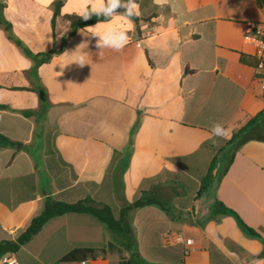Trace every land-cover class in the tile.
<instances>
[{
	"label": "crops",
	"instance_id": "1",
	"mask_svg": "<svg viewBox=\"0 0 264 264\" xmlns=\"http://www.w3.org/2000/svg\"><path fill=\"white\" fill-rule=\"evenodd\" d=\"M137 3L142 21L122 50L100 55L97 38L80 29L37 66L38 54L59 47L69 31L63 17L79 4L0 0V135L16 143L0 149V241L14 240L47 196L117 208L143 194L166 209L128 216L132 235L131 222L144 221L137 238L149 264H264V141L227 144L251 118L262 112L264 120V77L244 39L249 24L264 20V0ZM85 40L90 65L60 75L59 55ZM213 122L230 135L212 136ZM214 157L215 173L198 195ZM104 230L92 216L65 214L9 255L18 264H56L89 249L65 262L89 264L104 249ZM167 233L180 241L166 243Z\"/></svg>",
	"mask_w": 264,
	"mask_h": 264
},
{
	"label": "trees",
	"instance_id": "2",
	"mask_svg": "<svg viewBox=\"0 0 264 264\" xmlns=\"http://www.w3.org/2000/svg\"><path fill=\"white\" fill-rule=\"evenodd\" d=\"M60 5L61 3L58 2L54 6L53 18L59 14ZM63 18L69 23L68 33L61 39L59 47L53 48L46 54H38L35 57L37 66L47 63L53 55L58 54L64 48L67 39L72 37L76 31L98 22V18L96 16H93L87 21L82 20L77 15H66ZM103 19V17L99 18L100 21H103ZM139 21H142V19L138 17L133 18L134 23H137ZM262 116L263 113L261 112L260 114L248 120L243 126L232 132V135L227 141V144H230L235 149H237L240 145L250 140L264 141V120H260ZM15 145V142L0 135V149L13 148L15 147ZM47 152H51L49 146ZM216 163L217 158L214 157L210 164L209 172L200 182L198 195L203 193L208 188L209 179L212 176V170L214 169ZM228 163H230V160ZM146 206H156L161 210L166 211L163 204L157 199L153 197H147L143 194L134 199L131 203H122L117 208H111L104 204H96L93 203L91 199L86 198L77 200L75 202H67L58 200L51 196H47L43 200L40 212L30 219L27 227L22 230L14 240L0 241V258L6 254L17 253L22 246L28 243L34 236H36L40 232L44 224H46L53 218L60 217L65 214H85L92 216L104 226L106 231L110 232L114 237H116L117 240H120L123 246L126 248L127 241L125 240H127V238L132 239L133 236L132 230L128 223V216L133 210L140 209ZM231 214L234 217L240 230H242L246 236H248L249 238L260 240L258 234L253 229L247 227L235 213L231 212ZM262 243L264 245V242ZM103 245L104 244L102 243L101 246ZM80 253L91 255L92 250L77 248L67 256L63 257L59 262L65 263L68 261H72L71 258L78 256V254ZM262 256H264V252L262 253ZM119 264L136 263L133 257H129L126 260L120 261Z\"/></svg>",
	"mask_w": 264,
	"mask_h": 264
},
{
	"label": "clouds",
	"instance_id": "3",
	"mask_svg": "<svg viewBox=\"0 0 264 264\" xmlns=\"http://www.w3.org/2000/svg\"><path fill=\"white\" fill-rule=\"evenodd\" d=\"M76 2L79 4L76 15L82 20L87 21L93 16L98 18L95 25L86 26L81 29L80 34L85 37L97 38L96 47L100 55H103L105 49L118 52L129 43L128 33L134 27L133 18L141 15L140 4L137 3V0H76ZM153 3L163 6L167 0H153ZM118 9H123V12H118ZM100 17L104 18L103 21L99 20ZM88 46L89 43L85 40L77 45L74 51H65L59 55V62L54 65H59L61 68L59 74L61 75L64 69L73 64L80 68L90 65V54L85 51ZM211 135L227 138L230 135V129L222 123L213 122ZM9 264H17V262L13 259Z\"/></svg>",
	"mask_w": 264,
	"mask_h": 264
},
{
	"label": "rangeland",
	"instance_id": "4",
	"mask_svg": "<svg viewBox=\"0 0 264 264\" xmlns=\"http://www.w3.org/2000/svg\"><path fill=\"white\" fill-rule=\"evenodd\" d=\"M213 172H215V168L212 170V175H214ZM93 219L96 220L95 218ZM131 223L135 231L133 230L134 234L132 239L127 238V240H125L127 241L126 248L123 246L120 240H117L116 237H114L110 232L106 231L104 226L101 224L102 228L105 229V233H103L104 249L97 251L95 259L93 261L89 260V264H119L120 261L126 260L129 257H133L136 264H149L152 260L145 252L148 247H146V243L142 244L143 242H141L140 237L137 238V232L139 229L141 230V225L144 223V221L141 219L138 220L136 218V220H133ZM56 264L65 263L57 262Z\"/></svg>",
	"mask_w": 264,
	"mask_h": 264
},
{
	"label": "built area",
	"instance_id": "5",
	"mask_svg": "<svg viewBox=\"0 0 264 264\" xmlns=\"http://www.w3.org/2000/svg\"><path fill=\"white\" fill-rule=\"evenodd\" d=\"M146 35L148 36L149 34L147 33ZM244 39L246 42L255 45L256 47V53L254 55L255 71L257 75L264 77V20L260 23L249 24ZM262 88H264V84H262ZM164 240L166 243H173V242H179L180 238H178L177 236L171 233H167L164 235ZM184 246L186 248V251H188V248L191 246V241L185 240ZM13 259L16 261V259L12 255L9 254L3 255L0 258V264H9V262L12 261ZM76 264H87V263L85 261H82Z\"/></svg>",
	"mask_w": 264,
	"mask_h": 264
},
{
	"label": "water",
	"instance_id": "6",
	"mask_svg": "<svg viewBox=\"0 0 264 264\" xmlns=\"http://www.w3.org/2000/svg\"><path fill=\"white\" fill-rule=\"evenodd\" d=\"M117 11H118V12H120V11H121V9H118ZM214 173H215V172H213V174H214Z\"/></svg>",
	"mask_w": 264,
	"mask_h": 264
}]
</instances>
